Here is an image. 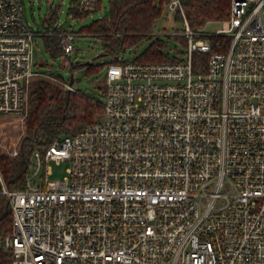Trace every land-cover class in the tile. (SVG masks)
Segmentation results:
<instances>
[{"label":"built area","instance_id":"built-area-1","mask_svg":"<svg viewBox=\"0 0 264 264\" xmlns=\"http://www.w3.org/2000/svg\"><path fill=\"white\" fill-rule=\"evenodd\" d=\"M167 9L183 16L181 59L110 63L100 121L35 149L23 188L0 168L10 264H264V0H231L212 31H194L180 0ZM24 11L0 0V114L24 112L34 78L59 81L34 60L38 36L71 55L82 35L35 30ZM211 34L228 45L213 51ZM194 52L208 53L206 71ZM61 160L67 174L52 178Z\"/></svg>","mask_w":264,"mask_h":264},{"label":"trees","instance_id":"trees-1","mask_svg":"<svg viewBox=\"0 0 264 264\" xmlns=\"http://www.w3.org/2000/svg\"><path fill=\"white\" fill-rule=\"evenodd\" d=\"M170 0H108L109 14L93 19L89 24L82 25L79 32L84 35L99 37L102 41L101 53L109 58L104 62L119 63L129 46L135 45L144 36L153 35L155 24L162 16L168 18L167 5ZM186 18L194 31H202L209 22H221L230 14L231 0H180ZM90 9L79 7V0H74L69 12L76 18L83 19L89 13L101 8L102 0H94ZM51 8L44 18L45 29L57 22V15ZM175 20H182L180 12L172 14ZM59 30H66L58 26ZM162 34H155V39L135 59L139 61H176L181 59L183 50L172 55L164 48L167 46ZM182 45L187 44L183 35H173ZM46 50L53 58L62 57L73 72L82 68L81 63H74L71 56L65 54L59 44V37L45 34L43 36ZM212 50H223L228 45L229 37L211 34ZM43 64V63H42ZM208 53L194 52L193 66L196 72L206 71ZM99 65H103L102 63ZM106 65V66H107ZM46 66H48L46 64ZM84 72L91 73L95 64H87ZM59 81L47 77H36L28 86V103L25 111V133L20 140L17 154H0V168L6 184L11 189L25 186L28 169L31 166V155L35 149L45 150L55 140L81 131L88 124L100 121L103 117L102 100L88 96L80 90H68L60 82L65 81L63 75L49 70ZM70 79V78H69ZM106 86L103 89L105 92ZM1 191V184H0ZM12 229L11 213L8 198L0 192V238ZM12 254L0 246V264H10Z\"/></svg>","mask_w":264,"mask_h":264},{"label":"rangeland","instance_id":"rangeland-1","mask_svg":"<svg viewBox=\"0 0 264 264\" xmlns=\"http://www.w3.org/2000/svg\"><path fill=\"white\" fill-rule=\"evenodd\" d=\"M25 6V17L35 30H45L44 18L49 15L51 8L57 10V23L67 29L72 28L79 32L82 25L89 24L93 19L104 17L109 14L108 0H102L101 8L93 13H89L85 18L80 19L74 17L69 9L72 7L74 0H23ZM221 22L213 21L207 23L206 29L215 30ZM185 24L182 20H175L172 14H168V18L160 17L155 24L153 35L144 36L139 42L133 46H129L127 51L122 54L125 59L135 60L141 52L150 45L155 39V34H162L167 46L165 52L172 55L177 53V50H183L184 45L177 41L173 36L176 30L184 31ZM102 41L99 37H94L89 34L77 35L75 38V49L71 53V60L74 63H81L83 66L74 71L75 87L84 94L97 98H103V89L105 87L106 63L109 61L107 56L93 60L94 56L98 55L101 50ZM34 60L38 63L40 69L48 71L52 70L64 76L65 79L71 77L72 71L70 65L65 63L62 57L53 58L46 50L43 36L36 38L34 44ZM93 60L96 68L91 73H85L84 70L88 67L86 61ZM43 63V64H42ZM103 64L102 66L99 64ZM46 64L48 66H46ZM33 81V80H32ZM30 81V83L32 82ZM29 90V89H28ZM28 103V92H27ZM27 106V104H26ZM26 109V108H25ZM25 111L21 114H0V154H14V151L19 148L20 140L25 133ZM70 166L68 160L51 163L52 178H62L67 174V168ZM34 168L30 166L28 173H32ZM37 179V178H36ZM41 180V179H39ZM2 245V237L0 238V246Z\"/></svg>","mask_w":264,"mask_h":264},{"label":"water","instance_id":"water-1","mask_svg":"<svg viewBox=\"0 0 264 264\" xmlns=\"http://www.w3.org/2000/svg\"><path fill=\"white\" fill-rule=\"evenodd\" d=\"M105 54L104 53H99L98 55L94 56L93 60L97 59V58H101V57H104ZM93 60H89V61H86L85 64H89L91 63ZM74 81V73L72 72L71 73V77H70V83H73Z\"/></svg>","mask_w":264,"mask_h":264}]
</instances>
